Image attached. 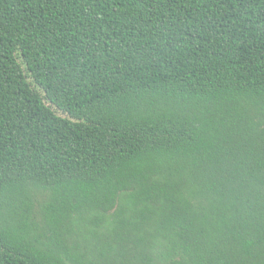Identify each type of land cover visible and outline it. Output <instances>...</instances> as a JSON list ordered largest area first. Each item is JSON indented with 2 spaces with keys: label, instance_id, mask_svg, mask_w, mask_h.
I'll list each match as a JSON object with an SVG mask.
<instances>
[{
  "label": "trees",
  "instance_id": "1",
  "mask_svg": "<svg viewBox=\"0 0 264 264\" xmlns=\"http://www.w3.org/2000/svg\"><path fill=\"white\" fill-rule=\"evenodd\" d=\"M0 264H264V0H0Z\"/></svg>",
  "mask_w": 264,
  "mask_h": 264
}]
</instances>
